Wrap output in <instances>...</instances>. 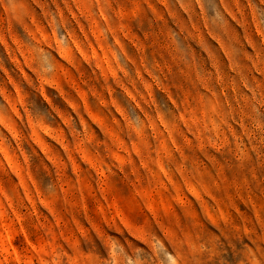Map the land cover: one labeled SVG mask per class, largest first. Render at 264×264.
<instances>
[{
  "label": "rangeland",
  "instance_id": "374dc122",
  "mask_svg": "<svg viewBox=\"0 0 264 264\" xmlns=\"http://www.w3.org/2000/svg\"><path fill=\"white\" fill-rule=\"evenodd\" d=\"M0 264H264V0H0Z\"/></svg>",
  "mask_w": 264,
  "mask_h": 264
}]
</instances>
